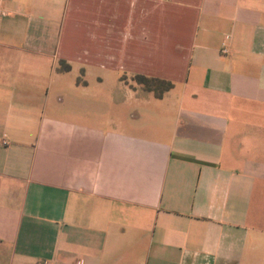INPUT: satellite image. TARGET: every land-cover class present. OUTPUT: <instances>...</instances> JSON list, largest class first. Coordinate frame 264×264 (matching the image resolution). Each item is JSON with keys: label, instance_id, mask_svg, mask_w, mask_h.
Segmentation results:
<instances>
[{"label": "crops", "instance_id": "crops-1", "mask_svg": "<svg viewBox=\"0 0 264 264\" xmlns=\"http://www.w3.org/2000/svg\"><path fill=\"white\" fill-rule=\"evenodd\" d=\"M0 10V264H264V0Z\"/></svg>", "mask_w": 264, "mask_h": 264}, {"label": "trees", "instance_id": "trees-1", "mask_svg": "<svg viewBox=\"0 0 264 264\" xmlns=\"http://www.w3.org/2000/svg\"><path fill=\"white\" fill-rule=\"evenodd\" d=\"M61 63L60 71L68 72L71 70V66L68 63L65 61H61ZM133 80L145 90L153 92L157 98H162L174 86L171 81L144 75H135Z\"/></svg>", "mask_w": 264, "mask_h": 264}, {"label": "rangeland", "instance_id": "rangeland-1", "mask_svg": "<svg viewBox=\"0 0 264 264\" xmlns=\"http://www.w3.org/2000/svg\"><path fill=\"white\" fill-rule=\"evenodd\" d=\"M61 66H62V63H60V68H61ZM127 73H124V78L129 82H133L134 80H133V78L132 77H126L127 75H126ZM135 82V81H134ZM133 82V83H134Z\"/></svg>", "mask_w": 264, "mask_h": 264}, {"label": "built area", "instance_id": "built-area-1", "mask_svg": "<svg viewBox=\"0 0 264 264\" xmlns=\"http://www.w3.org/2000/svg\"><path fill=\"white\" fill-rule=\"evenodd\" d=\"M2 15V11L0 10V16ZM225 52L227 51V50H224Z\"/></svg>", "mask_w": 264, "mask_h": 264}]
</instances>
